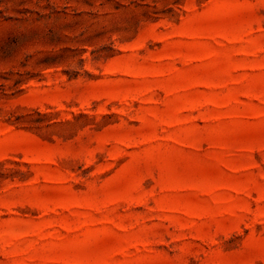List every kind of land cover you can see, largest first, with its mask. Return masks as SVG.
I'll return each instance as SVG.
<instances>
[{
    "label": "rangeland",
    "instance_id": "rangeland-1",
    "mask_svg": "<svg viewBox=\"0 0 264 264\" xmlns=\"http://www.w3.org/2000/svg\"><path fill=\"white\" fill-rule=\"evenodd\" d=\"M0 264H264V0H0Z\"/></svg>",
    "mask_w": 264,
    "mask_h": 264
}]
</instances>
